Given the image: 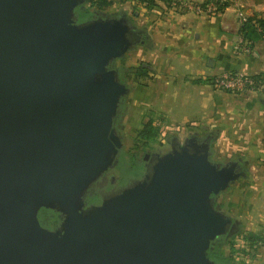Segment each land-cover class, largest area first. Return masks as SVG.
<instances>
[{
    "label": "water",
    "instance_id": "95a60500",
    "mask_svg": "<svg viewBox=\"0 0 264 264\" xmlns=\"http://www.w3.org/2000/svg\"><path fill=\"white\" fill-rule=\"evenodd\" d=\"M84 2L0 0V264H215L208 250L240 222L214 202L247 171L213 163L209 139L173 137L140 183L84 207L122 147L130 88L109 66L145 37L126 13L77 23Z\"/></svg>",
    "mask_w": 264,
    "mask_h": 264
},
{
    "label": "crops",
    "instance_id": "0c3cea01",
    "mask_svg": "<svg viewBox=\"0 0 264 264\" xmlns=\"http://www.w3.org/2000/svg\"><path fill=\"white\" fill-rule=\"evenodd\" d=\"M166 1H157V6L148 11L143 7L134 11V24L144 31V42H149L134 52L135 59L138 57L149 68L147 77L133 86L134 105L157 108L154 115L170 126L230 130L229 152L241 160L242 166H251L264 178V171L258 169L264 167V87L261 91L230 94L210 84L212 78L225 73L263 74L264 40H243L238 32L242 24L232 8L207 16L175 9L173 2L179 0ZM184 1L202 4L207 0ZM232 2L236 8L252 7L246 12L249 16L259 13L257 18L264 17L260 15L264 12H259L263 0ZM128 6L132 8L133 4ZM181 109L189 116L179 121Z\"/></svg>",
    "mask_w": 264,
    "mask_h": 264
},
{
    "label": "rangeland",
    "instance_id": "374dc122",
    "mask_svg": "<svg viewBox=\"0 0 264 264\" xmlns=\"http://www.w3.org/2000/svg\"><path fill=\"white\" fill-rule=\"evenodd\" d=\"M232 1L235 0H222V2H227L228 4V6L223 11H225L227 8H232L235 10L234 13L237 15V18L241 24L244 22H242L240 15L245 16L246 20L252 16H259V13L257 15L252 13V15L249 16L246 12L249 10L251 11L253 9L252 7L244 6L245 8L242 7L243 9H240L239 7L236 8V6L232 5L234 4ZM120 4L121 3L118 0H114V4L107 12H105V14H112V11H117V6H120ZM127 4L129 3L127 2L126 5ZM260 7L261 8L259 9L262 11L259 12H264V3L260 5ZM126 8L129 9L128 14H130V11L133 12V10H131L133 7L131 8L127 5ZM136 10L137 9H135V11ZM148 10L149 9H146V11ZM217 13L221 12H218L217 9L215 14H201L214 16ZM261 14L264 13H260V15ZM131 17L133 19L134 16ZM134 52L135 51L127 53V56L123 60L124 62L118 61L116 63V67L118 68L123 63V66L131 67L134 70L135 68H139L141 64L146 65V63L141 62L138 57L137 60L135 59ZM178 65V63H175L176 67H178ZM122 76L125 79L124 74ZM139 81L140 78H138L136 82V78L132 74L127 76L126 83L131 86L130 92L134 88V84H138ZM128 98L129 102L126 105V109H124L122 112V128L120 132L124 140V149L126 151L130 150L131 153L133 152L136 154V157H142L143 153L145 152V150H142L143 141L138 139L137 133L142 129L146 122L152 120L155 126H159L157 143L160 141L163 145H158L157 143L149 144V148H152V150L147 149V151L149 150L150 152L153 151L155 153L160 152L164 154L170 149L167 141L173 137H177L180 141H184L189 135L198 134L205 136L211 134L213 135L211 148L215 150L216 155L214 157L215 160H217V163L223 165L236 159L235 154L230 153L228 150V148L231 146L230 130H214L215 128L213 127H207L206 130H189L187 127H185V125H176L174 127L173 125H168L166 122L163 124L161 120L154 115L157 112V108L147 109L141 104L134 105L135 98L133 93H130ZM193 105L195 107V103ZM181 110L178 114L179 121H182L183 117L189 116V112H186L185 109ZM197 110L198 108L194 109L193 112H191V115H194L195 111ZM181 123L182 122H178V124ZM224 147L226 148L225 150L221 149ZM258 169L264 171L263 166L259 167ZM245 170L247 171V176L232 184L228 193L220 195L218 199H216V202L217 204H220L219 210L222 213L240 222L241 230L245 234L242 235V237H236L234 240L235 248L238 249L233 256L236 262H242V264H264V182L263 184L260 182L261 179L264 181V178H262V175L260 176L258 174L260 171L254 172V169L251 166H245ZM99 187L100 181L93 184L90 189L97 190ZM250 237L253 238L254 241L251 240ZM255 239L257 241H255ZM224 251L227 254L229 249L225 247Z\"/></svg>",
    "mask_w": 264,
    "mask_h": 264
},
{
    "label": "trees",
    "instance_id": "16d2710c",
    "mask_svg": "<svg viewBox=\"0 0 264 264\" xmlns=\"http://www.w3.org/2000/svg\"><path fill=\"white\" fill-rule=\"evenodd\" d=\"M121 4L120 6H117V11L111 12L112 14H105L111 6L114 4V0H85L84 4L80 7L75 9V13L77 16V23H82L85 21H89L90 19H93L94 17L99 16H116L119 13H126L128 17L134 22L131 16H134L133 12L138 7H144L146 9H152L157 6V1H165L166 0H118ZM212 0H207L201 4V6H206ZM129 3L127 5L133 4V12L130 11V14H128L129 9H127L126 3ZM131 3V4H130ZM218 12H222L227 6V2H222V0H218ZM239 34L248 43H254L258 40H264V17L257 18L256 16L248 18L246 22L242 24V26L239 28ZM124 74L130 75L137 78H144L147 77L149 73V68L147 65H140L139 68H133L127 67L125 69L122 68L121 70ZM254 81L257 83L264 84V73L250 76ZM132 83V82H131ZM135 83V82H134ZM127 86V85H126ZM130 88L129 86H127ZM261 91V90H260ZM159 126H155L153 124L152 120H149L146 122L142 129L139 130L137 133V137L139 140L143 141L145 145L149 144H156L158 135H159ZM158 145H163L162 142H158ZM211 151V161L213 163H217V160H215V150H213L210 146ZM135 163V161L133 162ZM137 165L134 164V169L137 171ZM231 188L229 187L228 190L225 193H228V191ZM223 193V194H225ZM222 195V194H221ZM214 205L216 208L220 207V204H217V202H214ZM38 220L42 227L48 229V230H54L56 226L61 222L59 215L52 211L47 209H41L38 213ZM242 235H245L244 232L241 230V226L239 225L238 231L230 236H223L219 237L214 241L212 244V248L208 250L207 255L210 260H212L215 264H242V262H236L234 256V253L238 250L235 248V238L236 237H242ZM246 237V236H245ZM244 237V238H245ZM247 238V237H246ZM251 238V237H250ZM251 240L254 241L253 238ZM255 241H257L255 239ZM227 247L229 249V252L226 254L224 249Z\"/></svg>",
    "mask_w": 264,
    "mask_h": 264
},
{
    "label": "flooded vegetation",
    "instance_id": "af4514ba",
    "mask_svg": "<svg viewBox=\"0 0 264 264\" xmlns=\"http://www.w3.org/2000/svg\"><path fill=\"white\" fill-rule=\"evenodd\" d=\"M120 15H122V13H119L116 16H112V15L103 16L102 15L99 17L98 16L94 17L93 19H90V20L106 19V18H108V19L109 18H118ZM143 44H144V46H145V44L149 45V42L147 40H145V42ZM143 44L139 43V45H135V47H133L129 52L135 51L140 45L142 46ZM126 56L127 55H125L121 59H117L116 61H114L109 66L110 70L116 71V73L118 75V79L120 80V82L122 84L126 83L128 75L124 74L121 70H122V68L123 69L127 68V66H123V63H122L121 66H119L117 68L116 63L118 61L124 62L123 60ZM141 65H144V64H141ZM123 74H124L126 81L122 76ZM135 78H136V82H137L138 78L137 77H135ZM125 85L129 86V84H127V83ZM129 87H131V86H129ZM128 102H129L128 97L121 99L120 104H119V108H118V112H117V114L113 120V128L116 132V135L121 139L122 147L117 152V155L115 157V163L112 166L108 167L90 185V187H91L93 184L100 181V187L97 190H92V189H90V187L87 189V191L83 197V203H84L85 208L86 207L100 206L104 199H108L109 197L114 196V195L120 193L121 191L128 189V188H131V187L135 186L136 184L140 183L144 177L145 166H146L148 160L150 159L151 155L153 153H155L153 151H151V152L149 150L147 151V149L152 150V148H149L150 146L149 145L147 146L144 143L142 144L143 145L142 150H145V152L143 153L142 157H136V154H134L133 152L131 153L130 150L126 151L124 149V140H123V137L121 136L120 130L122 128L121 127L122 112L124 109H126V105ZM192 136L197 137L200 142L204 141L205 139H209V143L211 146V142L213 140V137H212L213 135L210 134V135L201 136L198 134H194V135H189L188 137H192ZM170 140L167 141L169 148H170ZM167 152H165V153H167ZM157 154L162 155L163 153L157 152ZM134 161H135V163H133ZM235 161H237V159ZM134 164L137 165V168H136L137 171H135V169H134ZM59 218L61 220L60 216H59ZM60 223L56 226V228H54V230H57L59 228ZM54 230H52V231H54Z\"/></svg>",
    "mask_w": 264,
    "mask_h": 264
},
{
    "label": "built area",
    "instance_id": "2783aa9c",
    "mask_svg": "<svg viewBox=\"0 0 264 264\" xmlns=\"http://www.w3.org/2000/svg\"><path fill=\"white\" fill-rule=\"evenodd\" d=\"M218 0H212L206 6L193 4L188 1L179 0L173 2V7L178 10L192 11L197 14L207 13L215 14L218 9ZM242 22H246V17L240 15ZM241 44V42H240ZM237 50L240 48L237 47ZM248 48H244L247 51ZM210 84L214 89L221 90L230 94H242L251 91H260L264 84L257 83L249 75L243 73H225L220 76L214 77L210 80Z\"/></svg>",
    "mask_w": 264,
    "mask_h": 264
}]
</instances>
